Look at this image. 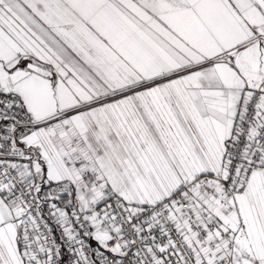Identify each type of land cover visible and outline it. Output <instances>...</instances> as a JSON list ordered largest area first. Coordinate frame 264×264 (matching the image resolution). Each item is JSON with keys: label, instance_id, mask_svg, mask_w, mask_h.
I'll use <instances>...</instances> for the list:
<instances>
[{"label": "snow or ice", "instance_id": "obj_1", "mask_svg": "<svg viewBox=\"0 0 264 264\" xmlns=\"http://www.w3.org/2000/svg\"><path fill=\"white\" fill-rule=\"evenodd\" d=\"M0 264H264V0H0Z\"/></svg>", "mask_w": 264, "mask_h": 264}]
</instances>
